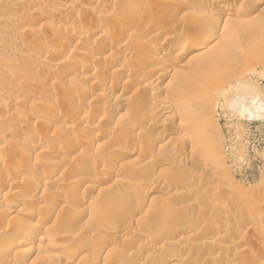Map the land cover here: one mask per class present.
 I'll list each match as a JSON object with an SVG mask.
<instances>
[{
	"label": "rangeland",
	"instance_id": "rangeland-1",
	"mask_svg": "<svg viewBox=\"0 0 264 264\" xmlns=\"http://www.w3.org/2000/svg\"><path fill=\"white\" fill-rule=\"evenodd\" d=\"M216 2L0 0V167L15 159L9 167L15 175L0 188V241L19 234L0 264H264V107L239 106L235 91L242 86L264 103V1ZM224 4L229 9L221 12ZM86 14L87 22H72ZM210 15L223 19L219 48L230 54L209 65L180 61L175 46L201 36ZM104 18L113 20V41L92 31ZM234 25L238 36H228ZM62 37L69 43L60 45ZM113 59L117 64L109 65ZM93 72L98 82L87 81L86 90L76 85ZM70 89L79 108L68 103L62 113L69 117L61 121L44 103L66 106L67 98L54 94ZM31 127L49 147L28 160L21 137ZM61 143L70 149L51 150ZM73 175L82 177L75 192ZM243 191L254 196L241 197ZM135 196L145 203L125 217L117 199L126 204ZM56 198L59 212L29 231ZM217 204L229 212H213ZM33 211L39 217H29ZM106 220L122 229L108 236ZM133 245L141 255L125 262Z\"/></svg>",
	"mask_w": 264,
	"mask_h": 264
},
{
	"label": "bare ground",
	"instance_id": "bare-ground-1",
	"mask_svg": "<svg viewBox=\"0 0 264 264\" xmlns=\"http://www.w3.org/2000/svg\"><path fill=\"white\" fill-rule=\"evenodd\" d=\"M54 1V0H53ZM206 1H208L209 3H215L216 1L215 0H205V2ZM260 1H262V0H260ZM264 1V0H263ZM93 2H94V0H93ZM138 2V1H137ZM52 3V2H51ZM134 3V2H133ZM136 3V2H135ZM217 3V2H216ZM204 5V4H203ZM222 7V8H221ZM220 11L221 12H223V11H227L229 8H227V6L224 4V5H222V6H220ZM81 13V12H80ZM228 14H229V12H228ZM83 15V14H82ZM91 15V14H90ZM90 15H85L82 19H80V16H77V17H75V15H74V19L72 20V22H75V21H78V20H81V21H83V23L86 21H88L89 19H90ZM92 17V16H91ZM138 18V17H137ZM139 19V18H138ZM138 19H136V20H138ZM135 20V21H136ZM144 20L145 19H143L142 21L144 22ZM206 21H205V27H206V30L204 31V33H202L201 34V36H199V37H196V36H192V35H188V36H185V38H183L182 40H179V42H178V44L175 46V48H177V49H180V50H182V52L180 53V57H179V59H180V61H182L183 59H185L186 58V61L188 62V61H194V60H196V59H203L202 61H200L199 62V64H201V63H203V64H208L209 65V63L210 62H216V63H218V62H220V61H222L225 57H227L229 54H230V50L228 49V48H224V49H220L219 48V46H220V40H221V38H220V35L218 34V32H219V29L223 26V19H221V17H219L216 21H214L213 20V17L210 15V16H208V18H206L205 19ZM229 20V19H228ZM226 21L225 20V24L226 23H228L229 21ZM112 19H108V18H104V19H96L94 22H93V28H92V31H93V33H95V34H99V37L101 38V40H103V39H105V40H114V38L112 39L111 37H110V32L108 33V29L110 28V26L113 24L112 23ZM139 21H141V20H138V25H139ZM143 22L141 23L142 25L141 26H143ZM146 23V22H145ZM145 23H144V25H145ZM78 24V23H77ZM84 26V25H83ZM82 26V27H83ZM82 29H84V28H82ZM227 31V35L228 36H232V37H234V36H238V33H239V31H240V25H234V26H230V27H228L227 29H226ZM90 31H91V29H90ZM86 32H87V29H86ZM90 33V32H89ZM88 33H81L80 34V36H79V39H81L82 41H89V35H87ZM90 35H92V34H90ZM203 35V36H202ZM63 36V35H62ZM66 38H68V37H66ZM65 37H62L60 40V45H66V44H68L69 42L68 41H70V40H67ZM98 38V37H97ZM105 40H104V42H105ZM87 41V42H88ZM62 47V46H61ZM67 47V46H66ZM65 48V47H64ZM68 48V47H67ZM238 48L240 49V51L241 52H245V51H247V48H245L243 45H238ZM123 49V48H122ZM62 51V50H61ZM62 53H63V51H62ZM86 55V54H85ZM84 56V55H83ZM66 59V58H65ZM96 59H98V58H96ZM99 60H101V59H99ZM98 60V61H99ZM67 60H63V61H61V62H63L61 65H63V64H65L64 62H66ZM179 61V62H180ZM111 63L109 64V65H111V64H117V61L116 60H112V61H110ZM39 63L40 64H44L45 62H44V60H42V59H40V61H39ZM178 63V62H177ZM176 63V64H177ZM186 62H183V63H180L182 66H185L186 67V69L189 67H191L190 65H184ZM42 66V65H41ZM54 66V65H53ZM160 67L161 66H159V65H154V67H152L151 69L152 70H158V69H160ZM55 68V67H54ZM102 68H104V67H102ZM109 68V67H108ZM56 69H58V68H56ZM60 69V68H59ZM104 70V69H103ZM97 71V70H96ZM106 71H108V69L107 70H105V74H106ZM55 72H56V70H55ZM83 73V72H82ZM99 73V72H98ZM97 73V74H98ZM100 73H104V72H102V70H101V72ZM99 73V74H100ZM97 74H96V72L94 73H91L90 75H87V77L84 79H82L81 80V82L84 80L85 81V83H81V82H77V83H79V84H76V85H79V87L82 89V88H84L83 86L86 84V82L88 81V82H90V84L91 85H93V84H95V82H98V81H96L97 80ZM83 75V74H82ZM84 77V76H83ZM161 78H165V75L164 74H162L161 75ZM73 79H75V78H73ZM104 79H105V77H104ZM77 80L79 81V78H77ZM76 80V81H77ZM101 80H103V78L101 79ZM103 81H105V80H103ZM97 84V83H96ZM91 85H89V86H91ZM245 85V84H244ZM82 86V87H81ZM88 86V87H89ZM76 87H78V86H76ZM86 87H87V85H86ZM85 87V88H86ZM229 87V86H228ZM237 87V86H236ZM242 86H240L239 87V85H238V87L235 89V91H236V93H238V105L239 106H243V105H245L246 104V106L248 105H255V104H259V107H264V103L261 101V100H259L256 96L255 97H253L252 95H250V93H248L247 91H246V89L245 88H243V89H240L239 90V88H241ZM245 87V86H244ZM79 88V89H80ZM84 88V90H86ZM89 89H90V87H89ZM233 89V88H232ZM71 90V89H70ZM78 90V89H77ZM83 90V89H82ZM228 90H229V92H230V89L228 88ZM234 90V89H233ZM88 91V90H87ZM234 91V92H235ZM84 92V91H83ZM73 93H74V91H73ZM58 94V95H57ZM59 94L61 95V96H59ZM75 94H76V91H75V93H74V96H72V90L70 91V92H67V91H65V90H62L61 91V93L59 92H55V96H56V99H57V97L58 98H62V96H63V98H67V99H63L64 100V102H66L67 104H66V106H65V103H64V105H63V107H61V106H58V105H54L53 103H51V102H48L47 101V103H44L46 106H47V104H48V106L50 105L51 106V113H52V115H54L56 118H58V119H61V121H64V119H63V114H67V113H65V112H63L62 113V111H65L66 109H67V107H68V103H69V107L71 106V107H73V109H75V108H79V104L75 101V100H73V99H76V97L77 96H75ZM80 94H81V92H80ZM54 95H52L53 97H55ZM48 97V96H47ZM50 98H51V94H50V96H49ZM73 97H75V98H73ZM82 99V98H81ZM65 100H67V101H65ZM72 100V101H71ZM3 101V100H2ZM52 101V100H51ZM61 102H62V100H60ZM91 102V101H90ZM43 104V105H44ZM42 105V106H43ZM170 104L168 103V100H166V101H164V102H162V109H165L166 107H168ZM41 106V107H42ZM49 106V107H50ZM65 106V107H64ZM0 107H1V102H0ZM82 107V106H81ZM65 108V109H64ZM77 108V109H78ZM62 109H64V110H62ZM72 110V109H71ZM76 110V109H75ZM74 111V110H73ZM79 113H80V111H78ZM84 113H85V111H83ZM74 113H75V115H77L76 114V112L74 111ZM73 114V113H72ZM71 114V115H72ZM81 114V113H80ZM87 114V113H86ZM68 115V114H67ZM85 115V114H84ZM83 115V116H84ZM54 116H53V118H54ZM68 117H69V115H68ZM72 117V116H71ZM70 117V118H71ZM75 117V116H74ZM81 117V116H80ZM28 118V117H27ZM65 118H67V116H65ZM82 118V117H81ZM84 118V117H83ZM88 118V117H87ZM19 119V118H18ZM22 120H24V118H21ZM55 119V118H54ZM63 119V120H62ZM76 119H77V117H76ZM86 119V118H85ZM89 119H90V117H89ZM21 120V121H22ZM26 120V119H25ZM74 120V119H73ZM23 122V121H22ZM22 122H20V123H22ZM68 122V121H67ZM19 123V124H20ZM64 123V122H63ZM66 123V122H65ZM87 123H88V119H87ZM90 123V122H89ZM18 123H16V125H17ZM49 124H51V123H49ZM10 125V124H9ZM11 125H13V124H11ZM52 125V124H51ZM74 125V124H73ZM77 125V124H76ZM89 125V124H88ZM48 126L49 125H46V127H44V130L46 131L47 130V128H48ZM60 126H62V125H60ZM84 126H85V124H84ZM51 127V126H50ZM62 127H64V126H62ZM22 129V128H21ZM31 130V132H24L23 134H22V144H24V151H28L29 153L28 154H26V152H24L23 153V155L24 156H27V158H28V160H29V158L31 157V156H33V155H35V154H39L40 152H43L44 150H46L45 149V147L47 146V144H44V136H41V137H39L38 135L36 136L34 133V129L31 127L30 128ZM59 130V129H58ZM27 131V130H26ZM62 131V130H61ZM60 131V132H61ZM8 132V131H7ZM60 132H59V135H60ZM90 132V131H89ZM91 133V132H90ZM43 134H45V133H43ZM47 134V133H46ZM87 134H89V133H86V135ZM58 135V136H59ZM99 135H100V133H99ZM98 135V136H99ZM92 136V135H91ZM49 137V136H48ZM61 137V136H60ZM96 137V136H95ZM68 138V137H67ZM66 138V140H68ZM96 138H98V137H96ZM110 138V137H109ZM48 139V138H47ZM113 139H114V137H113ZM43 141V142H42ZM49 141V140H48ZM53 141V140H52ZM112 141V140H111ZM50 142V141H49ZM62 142V141H61ZM64 143H65V141H63ZM69 142V141H68ZM67 142V143H68ZM89 141L87 140V143H88ZM113 142V141H112ZM66 143V144H67ZM92 143V142H91ZM91 143H89L88 144V147H89V145L91 144ZM52 144H53V142H52ZM52 144H50L51 146H50V148H51V150L52 149H56V150H58L59 151V153H61L63 150H64V148H66V149H68L67 147H70V145L68 146V145H66L65 146V144H62V145H52ZM104 144V143H103ZM47 147H49V146H47ZM74 149H77L78 148V145H73L72 146ZM33 148V149H32ZM115 148V147H114ZM113 148V149H114ZM65 149V150H66ZM70 149V148H69ZM68 149V150H69ZM112 149V148H111ZM57 151V152H58ZM113 152V151H112ZM63 153V152H62ZM12 158V157H11ZM16 158V157H15ZM18 158V157H17ZM26 158V157H25ZM42 158V157H41ZM44 159H45V157H43ZM65 158V157H64ZM19 159V158H18ZM21 159L22 160H24L25 161V159H23V157H22V155H21ZM35 159H36V157H35ZM42 160V161H45V160ZM47 159H49V158H47ZM47 159H46V165H48L47 163H48V161H47ZM66 159V158H65ZM17 160V159H16ZM21 160V161H22ZM27 160V161H28ZM31 160H33L32 158H31ZM9 163L8 164H5V165H1V167H0V188H2V189H4L5 188V186L7 185V183H6V181L7 180H9V181H11L10 179H12L13 178V176L15 175H13L12 174V170H10L9 169V167H10V165H13V164H11L12 162H14L15 161V159H12V160H10L9 159ZM20 161V162H21ZM63 161H64V159H63ZM44 162V163H45ZM65 162V161H64ZM154 162V161H153ZM40 163H42L41 161H40ZM86 163V162H85ZM166 163V162H165ZM22 164V163H21ZM30 161H29V163L28 162H26V164H24V169L25 170H28V168L30 167ZM61 164V162H57V166H59ZM26 165V166H25ZM28 165V166H27ZM151 165H152V163H151ZM42 166V165H41ZM43 166H44V164H43ZM86 166V165H85ZM17 167V166H16ZM87 167V166H86ZM109 167H111L110 165H109ZM168 168V167H167ZM45 169H47L46 167H45ZM52 169V168H51ZM108 169V168H107ZM80 170V169H79ZM85 170V169H84ZM84 170L83 171H81V174H82V172H84ZM56 171V170H55ZM111 171V170H110ZM25 172H27V171H25ZM53 172H54V170H51L50 171V174H48V176H47V178L48 179H52V174H53ZM77 172V171H76ZM14 173V172H13ZM78 174H80V172H78ZM84 174V173H83ZM25 175V174H24ZM74 176V175H73ZM77 176H79V175H76V176H74L75 178H73L70 182V187H71V189L75 192V190L76 189H78V186L81 184V182H82V177L81 176H79V177H77ZM84 176V175H83ZM25 177V176H24ZM54 177V176H53ZM88 177V176H87ZM85 178H86V176H85ZM84 178V179H85ZM217 179H219L220 178V176L219 177H216ZM49 181V180H48ZM96 181V180H95ZM94 181V182H95ZM99 181V180H98ZM84 182V181H83ZM11 184V183H10ZM154 185V184H153ZM160 185V184H159ZM11 186V185H10ZM89 186V185H88ZM155 186H156V184H155ZM154 186V187H155ZM92 187V186H91ZM80 188V187H79ZM88 188V187H87ZM86 189V188H85ZM156 189H157V187H155V188H153L152 189V191L150 190L149 191V193H148V195H153L154 193H155V191H156ZM1 191V190H0ZM69 192V191H68ZM71 192V191H70ZM140 192V191H139ZM256 192V191H255ZM136 193V192H135ZM137 194V193H136ZM254 194V192L252 193V191H243V194H241V197H243V196H254L253 195ZM58 196V195H57ZM119 196V195H118ZM134 196V195H133ZM132 196V197H133ZM132 197H131V199L130 200H128V202H126V204H124L123 202H122V198L121 199H119L118 197V199H117V201H118V203H120L119 205V207H121L122 208V206H124V208H126V211H125V217H130L131 215H132V213L133 212H136V211H138V210H140V208H142L141 206H142V204H143V202L145 203V200L143 199L142 200V197L141 198H136V196H135V198H133L132 199ZM113 198H115V197H113ZM258 198V197H257ZM60 199V198H59ZM58 198H56V199H53L52 200V202H50V204L51 205H49V206H47L46 207V209H45V211H44V215H43V219H44V221H43V219H42V221L41 222H38V221H34V222H30V223H28L27 224V229H29V231L30 230H36V229H38V228H41L42 226H43V224H44V222L46 221L47 222V220H49L50 218H51V216H53L54 214H56V213H58L59 212V210L61 209V207H60V205L61 204H59V203H61V202H58V200H59ZM128 199V198H127ZM24 200V199H23ZM115 199H113V201H114ZM121 200V201H120ZM126 200V199H125ZM22 201V200H21ZM20 201V202H21ZM61 201V200H60ZM116 201V200H115ZM19 203V200H17L16 201V203ZM16 203H15V205H16ZM116 203V202H115ZM117 203V204H118ZM121 204H122V206H121ZM124 204V205H123ZM220 204V203H219ZM219 204H217L216 206H214V208H213V212H217V213H222L221 211H223L224 212V210L226 211H228L229 212V210H228V206L227 205H219ZM19 206V205H18ZM115 207L117 206L116 204L114 205ZM230 206V205H229ZM15 207H17V206H15ZM114 208V207H113ZM229 208H231V207H229ZM11 211H13V210H11ZM36 212V211H35ZM34 211L32 212V214H31V212H30V216L29 217H36V216H38L39 217V215H38V212H36L35 213ZM81 211H80V208L79 209H77L76 210V213H80ZM212 212V211H211ZM7 213H9V210H8V212ZM40 214V213H39ZM214 214V213H213ZM224 214H225V212H224ZM5 215H7L6 213L4 214V216ZM77 215V214H76ZM226 215V214H225ZM7 217V216H6ZM37 217V218H38ZM104 219V218H103ZM105 221V220H104ZM106 223H107V231H108V233H106L108 236H110V234H112L114 231L116 232V231H120V229H122L121 228V226L119 225V223L117 222H113V220L112 221H107L106 220ZM161 224H163V223H161ZM160 224V225H161ZM159 225V226H160ZM165 225V224H164ZM173 225V224H172ZM123 226V225H122ZM126 226V225H125ZM168 226V225H167ZM170 226V225H169ZM48 227V226H47ZM160 227H162V226H160ZM176 227V226H175ZM173 228V227H172ZM226 228V227H225ZM228 228V227H227ZM258 228V227H257ZM164 229H165V226H164ZM167 229H168V227H167ZM125 230V229H124ZM162 230H163V228H162ZM162 230H160V232L162 231ZM174 230V229H173ZM172 230V231H173ZM256 230H258V229H256ZM28 231V232H29ZM123 231V230H122ZM167 231H169V229L167 230ZM159 232V233H160ZM163 232V231H162ZM18 235L19 234H7L6 236H5V238L3 239V240H1L0 241V253L2 254V256L4 255V254H7V253H9V251L11 250L10 248H11V245H13L14 246V243H16L17 242V239H18ZM139 235V234H138ZM141 235V234H140ZM104 236V235H103ZM112 236V235H111ZM73 237V236H72ZM104 238V237H103ZM115 238V237H114ZM117 238V237H116ZM144 238V237H143ZM110 239H112V238H110ZM149 239V238H148ZM22 241H24V240H22ZM22 241H20V242H22ZM102 241V240H101ZM109 238H106V239H103V241H102V243H100V244H102L101 246L102 247H106V245H108V243H109ZM142 242V241H141ZM145 242H146V239H145ZM144 242V243H145ZM24 243V242H23ZM26 244V242L24 243V245ZM139 245V244H138ZM85 246V245H84ZM134 246V245H133ZM132 246V247H133ZM143 246V245H142ZM142 246H140L139 245V247H141V249H142ZM145 246V245H144ZM223 246V245H222ZM221 246V247H222ZM15 247V246H14ZM14 247H12V248H14ZM101 247V248H102ZM134 247H136V246H134ZM220 247V246H219ZM86 248V247H85ZM84 249V248H83ZM82 249V250H83ZM140 249V248H139ZM137 247L136 248H133V249H130L129 251H128V253L126 254V257L125 258H123L124 259V261L125 260H127V261H130V260H134L135 261V259L137 258V257H140V255H141V253H140V250H139ZM75 250V249H74ZM84 250H86V249H84ZM83 250V251H84ZM96 250H98V249H96ZM102 250V249H101ZM70 251V250H69ZM99 252H100V250H98ZM97 251V252H98ZM145 251V250H144ZM143 251V252H144ZM81 252V251H80ZM92 252H93V249H92ZM102 252V251H101ZM101 252L99 253V254H97V255H100L101 254ZM141 252H142V250H141ZM73 253V255H74V252H72ZM76 253V252H75ZM91 253V252H90ZM28 255H30L29 253H28ZM55 256V255H54ZM94 256V255H93ZM101 256V255H100ZM175 256H177V255H175ZM60 257V256H59ZM99 257V256H98ZM124 257V256H123ZM104 258V257H103ZM172 258V257H171ZM177 259V258H176ZM64 260V259H63ZM62 260V261H63ZM95 260V259H94ZM121 260H122V258H121ZM138 260H139V258H138ZM137 260V261H138ZM123 261V262H124ZM100 262V261H99ZM126 262V261H125ZM66 263V262H65ZM134 263V262H133ZM137 263V262H136ZM98 264V263H97Z\"/></svg>",
	"mask_w": 264,
	"mask_h": 264
}]
</instances>
